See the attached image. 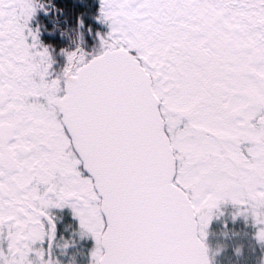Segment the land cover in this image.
<instances>
[{
  "label": "snow or ice",
  "instance_id": "obj_1",
  "mask_svg": "<svg viewBox=\"0 0 264 264\" xmlns=\"http://www.w3.org/2000/svg\"><path fill=\"white\" fill-rule=\"evenodd\" d=\"M48 2L0 0V264H60L66 205L91 264H211L229 201L264 242V0H101L92 52L65 0L59 71L32 24Z\"/></svg>",
  "mask_w": 264,
  "mask_h": 264
},
{
  "label": "flooded vegetation",
  "instance_id": "obj_2",
  "mask_svg": "<svg viewBox=\"0 0 264 264\" xmlns=\"http://www.w3.org/2000/svg\"><path fill=\"white\" fill-rule=\"evenodd\" d=\"M59 1L61 0H50V2L46 4V7L51 9V11L45 12L43 8H39L32 20L33 26L40 27L41 42L53 49L56 61L55 67L58 71L62 69L66 63V56L60 50H70L77 46V43L73 42L72 39V35H75L74 33L71 35L66 33L61 36L59 29L55 32L53 31V26L58 16L61 27L69 28V33H71V28L69 26L75 27L76 25L74 18L66 20L64 15L58 13L57 9L64 7L65 0H62L63 3H59ZM99 8V0H86V7L83 9V11L91 13L90 16L86 14V17L84 14V26L82 29L84 32V43L82 46L89 52L99 49V34L107 32L106 27L108 26L106 23L97 19ZM89 28L91 31H89ZM51 211L55 215L57 222L56 245L53 248L54 257L60 261V264H91V251L95 247V239L90 235H80L79 221L78 218L74 216L71 206L66 205L64 208H53ZM245 225L246 224L241 223V221L235 223L231 222L225 225V231H239L245 228ZM44 246L47 247V244L45 243Z\"/></svg>",
  "mask_w": 264,
  "mask_h": 264
},
{
  "label": "rangeland",
  "instance_id": "obj_3",
  "mask_svg": "<svg viewBox=\"0 0 264 264\" xmlns=\"http://www.w3.org/2000/svg\"><path fill=\"white\" fill-rule=\"evenodd\" d=\"M99 3L101 4V0ZM106 29L109 30L108 27ZM216 211L218 214L209 225L205 238L211 248L212 263L264 264V242L256 237L258 228L252 217L244 214L234 216L238 206L231 201L222 203ZM237 221L245 223V228L239 231H225L226 224Z\"/></svg>",
  "mask_w": 264,
  "mask_h": 264
},
{
  "label": "trees",
  "instance_id": "obj_4",
  "mask_svg": "<svg viewBox=\"0 0 264 264\" xmlns=\"http://www.w3.org/2000/svg\"><path fill=\"white\" fill-rule=\"evenodd\" d=\"M59 3H63V1L61 0V1H59ZM90 6H91V4H90ZM84 14H85V17H86V14H87V16H90L91 15V13L90 12H87V11H84Z\"/></svg>",
  "mask_w": 264,
  "mask_h": 264
},
{
  "label": "water",
  "instance_id": "obj_5",
  "mask_svg": "<svg viewBox=\"0 0 264 264\" xmlns=\"http://www.w3.org/2000/svg\"><path fill=\"white\" fill-rule=\"evenodd\" d=\"M208 249H209V247H208ZM209 257H210V250H209ZM210 260H211V258H210ZM211 264H212V261H211Z\"/></svg>",
  "mask_w": 264,
  "mask_h": 264
}]
</instances>
